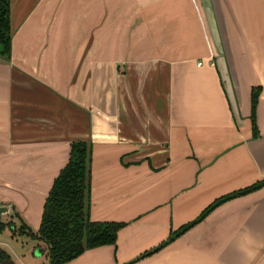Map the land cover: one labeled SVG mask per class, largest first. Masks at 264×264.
I'll list each match as a JSON object with an SVG mask.
<instances>
[{
	"label": "crops",
	"instance_id": "0c3cea01",
	"mask_svg": "<svg viewBox=\"0 0 264 264\" xmlns=\"http://www.w3.org/2000/svg\"><path fill=\"white\" fill-rule=\"evenodd\" d=\"M9 26L0 205L34 232L80 140L89 220L122 223L63 264H264V185L172 236L264 179V0H9Z\"/></svg>",
	"mask_w": 264,
	"mask_h": 264
},
{
	"label": "trees",
	"instance_id": "16d2710c",
	"mask_svg": "<svg viewBox=\"0 0 264 264\" xmlns=\"http://www.w3.org/2000/svg\"><path fill=\"white\" fill-rule=\"evenodd\" d=\"M9 44V0H0V58L4 60L9 56ZM260 90L258 86L252 87L249 95L252 136H256L254 114ZM89 158L90 144L86 141H72L66 162L52 180L43 200L37 229L32 232L24 224L19 228L21 231L22 227H26L30 238L44 243L47 264H63L86 249L113 244L116 232L122 225L115 221L89 220ZM262 185L264 179L215 201L196 220L182 226L172 236L183 232L224 199L252 191ZM0 264L16 263L0 248Z\"/></svg>",
	"mask_w": 264,
	"mask_h": 264
},
{
	"label": "rangeland",
	"instance_id": "374dc122",
	"mask_svg": "<svg viewBox=\"0 0 264 264\" xmlns=\"http://www.w3.org/2000/svg\"><path fill=\"white\" fill-rule=\"evenodd\" d=\"M24 219L21 215H16L15 212L1 215L0 248L6 251L16 264H46L44 243L39 241L40 246L34 247L35 241L28 235L26 227L19 230L21 224L26 225L30 230L35 225L31 220ZM34 252H41V254L35 259Z\"/></svg>",
	"mask_w": 264,
	"mask_h": 264
},
{
	"label": "water",
	"instance_id": "95a60500",
	"mask_svg": "<svg viewBox=\"0 0 264 264\" xmlns=\"http://www.w3.org/2000/svg\"><path fill=\"white\" fill-rule=\"evenodd\" d=\"M10 212V207L6 205H0V215Z\"/></svg>",
	"mask_w": 264,
	"mask_h": 264
}]
</instances>
